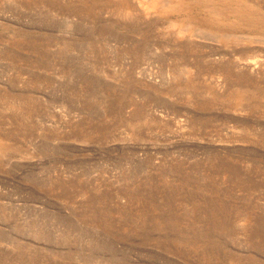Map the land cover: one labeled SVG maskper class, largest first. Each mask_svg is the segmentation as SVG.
Listing matches in <instances>:
<instances>
[{"label":"rangeland","instance_id":"obj_1","mask_svg":"<svg viewBox=\"0 0 264 264\" xmlns=\"http://www.w3.org/2000/svg\"><path fill=\"white\" fill-rule=\"evenodd\" d=\"M0 264H264V0H0Z\"/></svg>","mask_w":264,"mask_h":264}]
</instances>
